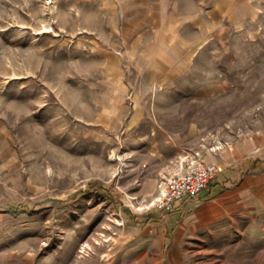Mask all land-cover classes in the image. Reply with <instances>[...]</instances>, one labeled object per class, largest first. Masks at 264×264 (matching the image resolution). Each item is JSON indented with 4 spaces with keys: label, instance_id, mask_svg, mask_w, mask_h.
<instances>
[{
    "label": "rangeland",
    "instance_id": "374dc122",
    "mask_svg": "<svg viewBox=\"0 0 264 264\" xmlns=\"http://www.w3.org/2000/svg\"><path fill=\"white\" fill-rule=\"evenodd\" d=\"M163 1L0 0V264H264V164L242 174L264 161V0H200L173 72ZM184 154L225 165L237 204L147 207Z\"/></svg>",
    "mask_w": 264,
    "mask_h": 264
},
{
    "label": "crops",
    "instance_id": "0c3cea01",
    "mask_svg": "<svg viewBox=\"0 0 264 264\" xmlns=\"http://www.w3.org/2000/svg\"><path fill=\"white\" fill-rule=\"evenodd\" d=\"M157 6L156 4L152 5V15L154 21L153 30L155 32V39L164 41V49L158 48L154 55L158 56V64L160 65L161 63L166 62L167 66L170 68L169 71L171 72L172 70H177L179 65L185 64L186 57L190 54V51L193 49V47L197 45V41L201 39L203 5L200 0H164L162 3L159 2ZM235 7H243L248 11L250 7V0H216L212 4L206 6L204 9H206L205 11L207 15H210V13L217 14L219 13V9H221L220 12H224L223 9H225V13L228 14L227 17L231 18L233 15V9ZM187 25H189L192 30H188ZM215 162H217V160ZM260 162L261 164L257 168H262L264 161L260 160ZM223 177L224 178L220 180L218 185L220 183L223 185L221 181L226 180V174H223ZM214 178L211 179L212 182ZM242 185L244 186L245 184L243 183ZM223 188L224 187L220 189L217 186L215 188L214 194L206 197L204 196V188L202 190L204 191L203 194L200 193L198 199H189L182 204H176L177 206L168 212H174L186 203L198 201L199 199H208L214 197L215 195L216 196L212 200L211 204L209 203L210 207H212L210 208L212 212L215 210L217 213V211L221 210L220 207L223 205L232 208L237 204V197L233 194H230L231 192L220 193ZM157 210L161 213H164L158 208ZM125 213L127 215L134 216L133 213H129L128 211Z\"/></svg>",
    "mask_w": 264,
    "mask_h": 264
},
{
    "label": "built area",
    "instance_id": "2783aa9c",
    "mask_svg": "<svg viewBox=\"0 0 264 264\" xmlns=\"http://www.w3.org/2000/svg\"><path fill=\"white\" fill-rule=\"evenodd\" d=\"M173 164L160 172L155 193L147 207L168 212L176 204L198 199L209 181L225 169V165L202 160L198 155H181Z\"/></svg>",
    "mask_w": 264,
    "mask_h": 264
},
{
    "label": "trees",
    "instance_id": "16d2710c",
    "mask_svg": "<svg viewBox=\"0 0 264 264\" xmlns=\"http://www.w3.org/2000/svg\"><path fill=\"white\" fill-rule=\"evenodd\" d=\"M261 164L259 159H252L251 161H248L244 170L242 171V173H246L249 170H252L254 168L259 167ZM214 183L210 180L209 183L207 184V186L205 187V193L204 196H210L211 194H214L215 189H213V185ZM220 189L223 187V185L220 183L219 185H217ZM94 189H96L97 192H99L100 194H102L103 196L114 200L113 195L111 194V192L109 191L108 188L104 187V186H100V185H95Z\"/></svg>",
    "mask_w": 264,
    "mask_h": 264
}]
</instances>
